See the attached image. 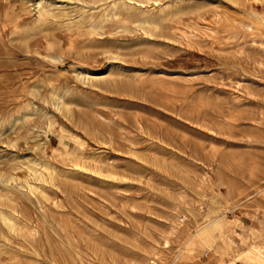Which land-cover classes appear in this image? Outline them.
I'll list each match as a JSON object with an SVG mask.
<instances>
[{"label":"rangeland","instance_id":"374dc122","mask_svg":"<svg viewBox=\"0 0 264 264\" xmlns=\"http://www.w3.org/2000/svg\"><path fill=\"white\" fill-rule=\"evenodd\" d=\"M264 264V0H0V264Z\"/></svg>","mask_w":264,"mask_h":264},{"label":"built area","instance_id":"2783aa9c","mask_svg":"<svg viewBox=\"0 0 264 264\" xmlns=\"http://www.w3.org/2000/svg\"><path fill=\"white\" fill-rule=\"evenodd\" d=\"M131 264H141V263L137 260H133V262H131Z\"/></svg>","mask_w":264,"mask_h":264}]
</instances>
